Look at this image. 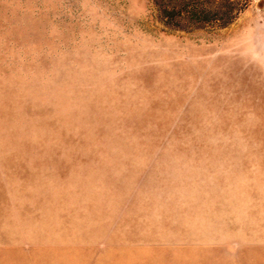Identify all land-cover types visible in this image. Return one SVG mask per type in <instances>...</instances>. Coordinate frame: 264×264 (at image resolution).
<instances>
[{
	"label": "rangeland",
	"instance_id": "obj_1",
	"mask_svg": "<svg viewBox=\"0 0 264 264\" xmlns=\"http://www.w3.org/2000/svg\"><path fill=\"white\" fill-rule=\"evenodd\" d=\"M0 264H264V0H0Z\"/></svg>",
	"mask_w": 264,
	"mask_h": 264
}]
</instances>
